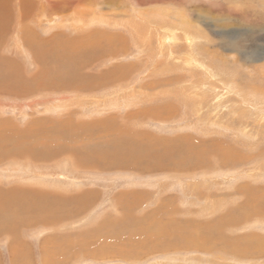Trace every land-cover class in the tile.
<instances>
[{"label":"rangeland","instance_id":"obj_1","mask_svg":"<svg viewBox=\"0 0 264 264\" xmlns=\"http://www.w3.org/2000/svg\"><path fill=\"white\" fill-rule=\"evenodd\" d=\"M31 1L46 9L44 0ZM91 1L98 15L109 16V31L117 37L104 55L86 54L88 65L83 64L73 78L80 83V73L100 80L104 73L106 83H95L91 89L83 88L82 80L81 86L62 85L60 79L67 83L68 77L61 76L58 81L55 73L50 75L40 64L43 71L33 68L38 71L37 85L29 88L28 80L22 79L33 67L31 55L7 54L8 51L4 56L0 54V86L8 82L6 92L0 93V151L13 150L9 155H0L1 159L6 157V161H0V180L9 174L26 178L30 175L33 184H38L35 179L41 177L48 187L58 182L63 185L60 190V185L47 190L55 191L45 198L53 205L42 203L34 187H28V192L23 184L16 189L18 197L28 195L35 204H21L8 190L10 186L0 190V234L11 226L19 236L0 235V264H264V252L255 257L250 246L248 252L233 248L239 243L247 244L241 241V234L264 235V205H259L261 212L253 208L256 202H262L258 198L264 188V0H115L116 6H109V10L100 8L103 0H80L74 8L66 6L64 10H69H63L62 27L36 22L38 10L34 9L30 25L38 28V35L44 39L43 33L56 34L57 40L65 35L72 39L71 17L87 10ZM19 7L20 0H16L9 8L14 18ZM9 29L0 38V48L5 51L20 39L18 25L11 24ZM167 30L174 31L176 41L169 39ZM161 34L163 46L159 44ZM187 36L192 41L189 46ZM50 41L51 38L44 44ZM54 52L44 54L50 68L59 61L70 70L82 57ZM34 60L38 62L36 54ZM2 61L19 71L5 69ZM51 80L62 90H42L53 84ZM191 92L193 100L189 99ZM154 110L162 114L152 120ZM96 117L100 125L93 123ZM25 124V128L29 125L27 128L33 130L26 131ZM39 128L42 130H35ZM19 132L24 138L18 139ZM175 137H188L192 144L177 143ZM18 144L30 148H19ZM215 144L216 148L222 147L227 162L219 161V149L218 161L210 157L214 156ZM176 145L183 149L186 145L194 153L207 150L203 145H208L210 151L203 153L199 165L191 157L187 161L190 166H178L174 164L175 157L168 161L166 156L157 163L156 153ZM29 149L37 150L36 156H20L22 150ZM231 151L237 152L236 160ZM12 160L22 162L17 174L8 168ZM83 191H88L89 198L85 202L78 200V204L76 196ZM242 213L245 217L239 216ZM124 217V250L137 248L135 253L127 251L125 257L109 253L101 259L69 255L57 262L49 261L51 251L60 255V250L84 241L103 243L102 239L96 242V238L83 234L96 229L102 235L105 230L99 226L105 220L111 223L113 219V227H117ZM154 221L151 234L133 237L132 227L147 230L146 225ZM185 222L193 231H201L204 226L215 231L219 223L217 233L224 236V241L215 235L212 250L184 248L188 233L181 231L180 224ZM163 227L167 231L174 227L175 236L183 235L186 241L176 238L179 248L167 243L162 246L173 239V235L156 232ZM8 236L18 242L14 244L19 245V253L9 248L13 239ZM245 253L254 259L244 258Z\"/></svg>","mask_w":264,"mask_h":264},{"label":"bare ground","instance_id":"obj_2","mask_svg":"<svg viewBox=\"0 0 264 264\" xmlns=\"http://www.w3.org/2000/svg\"><path fill=\"white\" fill-rule=\"evenodd\" d=\"M12 0H0V38L3 36V34H5L8 30L11 31V29H9L10 25L11 24H16V26L18 25V28L19 31H20V36L19 38L20 39H16L14 42H12L10 44V46H8V48L6 47V51L3 50V47L0 48V54L4 56V52H7V54H36V58L38 60L37 63L33 62L34 67H38V69L42 66H44L47 71L50 72V75L55 73V79H57L59 81L60 77L61 76H66L68 77L67 78V83L62 81V79H60V83L62 85H75V84H79L81 83V80H82V83L84 84V87L85 88L86 86H88L90 89L92 88V86H96V84H100L101 82H105L107 80V76L105 78H103L104 76V73H101L103 74L101 77H100V80H98L99 78H96V77H92L89 75L88 78H86V75L84 74H80L77 76L80 78V83L77 82V80H75V78H73V75L75 74H78L77 70L80 69L82 67V65H88L87 63V60H85L84 58L87 57L86 54H103L104 55V52H109L107 50L110 49V43L112 40H114L115 37H117V34L115 35H112L113 33L110 32L109 28H110V23H109V16L107 14H104V13H100L99 15L97 14V9L96 7L94 6V4L92 3V1L90 2V4L87 6V10H82V12H78L76 16L73 15V22H71V25L73 26L71 28V34L74 35V37L72 39H70V36L68 35H65L63 36L60 40H57L56 39V34L55 36H52V33H43L46 38L44 39L43 37H40V35H38V32H37V29L34 28L32 25H30L31 23V19L33 18V15H34V12H33V9L34 10H38V13L36 14V22H42V23H47V24H50L51 26H56V24H58V27L62 25H60L62 23V16L65 14L63 12V10L66 8V6H72V8H74L77 4H79L80 0H44L45 3H46V9L40 4V3H35V2H32L31 0H20V7H19V13L15 14L16 18H14V15H13V12L10 11V9L13 8V5L15 3V1H12ZM75 1V2H74ZM115 0H103V6L101 4L102 7H100L101 9H108L109 6L113 5L114 3L116 4V2H114ZM63 2V4H61ZM83 2V1H82ZM114 4V5H115ZM118 6L120 7L121 5V2H118L117 3ZM116 6V5H115ZM124 6V5H123ZM10 8V9H9ZM113 8V6H112ZM69 9H66L64 11H67ZM109 10V9H108ZM103 12H106V11H103ZM108 12V11H107ZM76 12L72 13V14H75ZM58 21V23H57ZM76 22V23H75ZM65 24V23H64ZM122 24V23H120ZM154 24V23H153ZM60 28V27H59ZM65 28V27H64ZM13 29V28H12ZM62 29V28H61ZM115 29V28H114ZM18 30V29H17ZM59 31V30H58ZM62 32V30H60ZM59 31V32H60ZM79 31V32H78ZM57 32V31H56ZM65 32V31H64ZM70 32V31H69ZM14 33V32H13ZM167 33H168V37L170 40L173 41H176V38L177 37L174 33L173 30H167ZM13 35V34H12ZM58 35V34H57ZM39 36V37H38ZM160 37V40H159V44L161 46H163L162 42L164 39H162V34L159 35ZM167 36V35H166ZM165 37V36H164ZM188 37V36H187ZM50 38L52 39V41H50V44H44V42L50 40ZM1 40V39H0ZM6 40V39H5ZM77 40V41H75ZM7 41V40H6ZM165 41V40H164ZM185 42H187V46H189L191 44V39L186 38L185 39ZM171 43V41L169 42ZM4 44V43H3ZM2 46V45H1ZM4 46V45H3ZM186 47V46H185ZM159 49V48H158ZM3 50V52H2ZM54 50H56V52H59V51H62L64 52V54H82V57L78 59V61H76L73 65V67L70 68V70L67 68V65L65 63H62V62H59L57 61L56 62V65L54 67H49V65H47L49 63V58H47L46 56H43L41 54H54ZM61 53V52H60ZM63 54V53H61ZM17 56V55H16ZM50 56V55H49ZM18 57V56H17ZM0 58L2 59V57L0 56ZM15 58V57H14ZM113 59V58H112ZM5 60V58H4ZM31 60V59H30ZM36 60V61H37ZM94 60V59H93ZM189 60V58H188ZM188 60H186L187 64L190 63V61L188 62ZM35 61V60H34ZM7 61L3 62L2 61V64L6 67L5 69L7 70H13L11 72H15V70H17L18 67H14L12 66L9 62L8 64L6 63ZM17 62V61H16ZM195 62V61H194ZM197 62V61H196ZM12 63V62H11ZM42 66H41V65ZM192 64V63H191ZM194 65V64H193ZM13 67V68H12ZM87 67V66H85ZM84 67H82L83 69ZM75 69V71H74ZM65 70V71H64ZM33 71V70H32ZM39 71H43L41 68L39 69ZM5 72V71H4ZM46 72V71H45ZM48 72V74H49ZM58 72V73H57ZM26 73V71H25ZM41 73V72H40ZM60 73V74H59ZM9 74V73H8ZM38 75V71H35L33 74L31 75H28V76H25L26 79H22V80H31V83H32V80L33 78H35L36 76ZM45 75V74H44ZM47 75V74H46ZM0 77L2 78V74L0 75ZM8 77V76H7ZM6 77V79H7ZM49 77V75H48ZM4 79V78H3ZM14 79V77H13ZM17 79H19L17 77ZM39 79V78H38ZM41 79V78H40ZM5 80V79H4ZM21 80V79H19ZM110 80H112L110 78ZM6 81V80H5ZM9 81V79H8ZM11 81V80H10ZM53 81V80H51ZM16 82V81H15ZM37 82V81H36ZM2 83V82H1ZM4 83V82H3ZM22 83V82H21ZM30 83V84H31ZM43 83V81H42ZM50 83V82H49ZM54 83H56V81L54 82L53 81V84L52 85H48V86H51V90H61V88L59 89V85H54ZM96 83V84H95ZM106 83V82H105ZM8 84V82H6L5 84H2V86H0V93L1 91H5L4 89L6 88L5 86ZM20 84V83H18ZM26 84V83H25ZM17 85V84H16ZM42 85V84H41ZM31 86V85H30ZM35 86V84H34ZM39 86V85H38ZM44 86V85H43ZM100 86V85H99ZM11 87V86H10ZM17 87V86H15ZM21 87V86H20ZM27 87V85H26ZM193 87V86H192ZM14 88V86L12 87ZM18 88V87H17ZM30 88V87H29ZM45 88V86H44ZM55 88V89H54ZM49 89V88H47ZM76 89V88H75ZM79 89V88H77ZM81 89V88H80ZM27 90V89H26ZM30 90V89H29ZM87 90V88H86ZM94 90V89H93ZM186 90V89H185ZM14 91V94L15 91ZM22 91V90H21ZM78 91V90H76ZM82 91V90H81ZM6 92V91H5ZM21 93V92H20ZM19 93V94H20ZM192 93L189 95V99L191 98L192 99ZM231 93V92H230ZM12 94V93H11ZM12 94V95H14ZM205 94V93H204ZM111 95V94H110ZM114 95V94H113ZM195 95V94H194ZM198 95V94H197ZM257 95V94H256ZM112 96V95H111ZM215 96V94H214ZM194 97V96H193ZM200 97V96H199ZM112 98V97H111ZM110 98V99H111ZM190 99V100H191ZM194 99V98H193ZM192 99V100H193ZM218 101V99H216ZM221 100V99H220ZM215 101V100H214ZM216 101V102H217ZM120 102V101H119ZM121 105V104H120ZM113 107H116L115 104H113ZM113 107H110V108H113ZM164 111L165 109L162 108ZM149 112L151 113V110L149 109ZM155 114L152 115L150 114V117L152 120L155 119V117H159L161 114H162V111H161V114H158L155 110H154ZM166 112V111H165ZM111 113V112H110ZM168 113V112H167ZM259 113V112H258ZM113 114V113H112ZM164 114V113H163ZM91 115V114H90ZM155 116V117H154ZM117 118V117H116ZM97 121L93 122L94 124H98L100 125L101 124V120H99L97 117L95 118ZM150 119V118H149ZM94 120V119H93ZM124 120V119H123ZM104 121V120H103ZM105 122V121H104ZM114 122V121H113ZM80 123V122H79ZM77 123V124H79ZM105 124V123H104ZM107 124V123H106ZM113 124V123H112ZM109 125V124H108ZM110 126V125H109ZM12 127V125H11ZM28 127V126H27ZM25 128L26 131H29V130H33V129H29V128ZM108 127V126H107ZM101 128V126H100ZM106 128V127H105ZM115 128V127H114ZM118 129V128H117ZM35 130H42V129H35ZM120 130V129H119ZM10 131V129H9ZM107 131V130H106ZM246 134V133H245ZM19 137V136H17ZM24 138V137H23ZM20 139V138H18ZM176 141L175 142H183L185 141L186 143L188 142L189 144H192L191 142V139L190 138H179V137H175L174 138ZM173 139V140H174ZM23 140V139H21ZM256 140V139H255ZM30 142V141H29ZM28 142V143H29ZM186 148H182V147H178V145H176L174 148H169L167 150H163L159 153H156L158 156V161L157 163H162L161 160H163V158L166 156V158H168L167 160L168 161H172V157H175V161H174V164L180 166V164H188L187 161L190 160V157L193 158V159H196L197 161V164L199 165V160L203 161V158H204V155L203 153L205 152H208L210 151V148L208 147V145H203V146H206L207 150H203L202 152H197V153H194L195 151L192 150V148H187L186 145H184ZM199 146V145H198ZM217 147V144H215L213 146V149L215 151L214 153V156H210V157H215L213 158V160H216L217 157H218V150L221 151L222 153L223 150H222V147ZM5 147V146H4ZM9 147V146H8ZM18 147L19 148H30L29 146H26V145H22V147L18 144ZM212 147V146H211ZM34 149V148H33ZM1 150V148H0ZM7 151H9L7 149ZM7 151L5 150H2L0 151V155L3 154V155H9L10 153H7ZM224 151H227V150H224ZM36 152L37 150H32L29 149V150H22L21 151V154L20 156H26V155H29V156H36ZM143 152V151H142ZM145 152V150H144ZM147 152V151H146ZM229 152V151H228ZM192 153H194L196 155V158H194L192 156ZM220 153L219 154V158L218 159H221L219 161L222 162H227L226 159L227 157L226 156V153H224V155ZM231 153L233 155H231L232 157H235L234 160H236V158H238V156H236L237 152H234V151H231ZM134 154V153H133ZM133 154H129V156H133ZM116 157V155H112V157ZM41 157H44V156H41ZM141 157V156H139ZM145 157V156H144ZM224 157V158H223ZM28 159L30 157H23V159ZM47 158V157H45ZM132 159V157H130ZM162 158V159H161ZM165 158V159H166ZM13 159V158H12ZM145 159V158H144ZM217 159V161H218ZM231 160V161H234V160ZM241 159V158H240ZM31 160V158H30ZM107 160V159H106ZM133 160H136V158H134ZM33 161V160H32ZM138 161V160H137ZM140 161V160H139ZM106 163V162H105ZM121 163V162H120ZM125 163V162H124ZM210 163H215L214 161L212 162L211 159H210ZM209 164H206V165H210ZM217 163H220V162H217ZM216 164V163H215ZM189 165V164H188ZM169 166V165H168ZM182 166V165H181ZM190 166V165H189ZM188 167V166H187ZM179 168V167H178ZM176 170H181L180 169H176ZM175 171V170H174ZM35 181H39V182H43L44 180L41 178V177H37L35 179ZM11 185V184H10ZM8 186V185H7ZM12 186V185H11ZM29 188L31 186H28ZM10 188V187H9ZM12 188V187H11ZM26 189V188H25ZM253 190V189H252ZM250 191V190H249ZM12 193H14V196L18 194V191L16 190V188H12ZM88 191L86 192H81L78 194V196L80 197L81 200H85L87 197H88ZM24 193V192H23ZM81 194V196H80ZM260 194V193H259ZM17 197V196H15ZM77 197V196H76ZM78 197V198H79ZM89 198V197H88ZM10 199V198H9ZM24 199V198H23ZM22 199V200H23ZM80 199H77V203H81ZM2 200V199H1ZM27 200V199H26ZM28 203H34L35 199H31L30 197H28ZM42 200V203H46L48 205H53V201L51 202H47L45 201V198H41ZM80 200V201H78ZM253 200V199H252ZM258 200L262 201V202H256L255 203V206L253 207L254 208V211H257L260 212L262 211V208L259 206H263L264 205V188H263V191L260 195V197L258 198ZM3 201V200H2ZM8 201V200H7ZM6 202V201H5ZM4 202V203H5ZM40 202V201H39ZM2 203V202H1ZM10 203V202H9ZM17 203V202H15ZM14 203V204H15ZM20 203L21 204H24V202L22 203L21 200H20ZM26 203V202H25ZM41 203V202H40ZM19 204V203H18ZM17 204V205H18ZM35 204V203H34ZM12 205V204H11ZM41 206V205H40ZM248 207H250L249 205H247ZM10 207V206H9ZM19 207V206H18ZM22 207V206H21ZM20 207V208H21ZM37 207V206H36ZM39 207V206H38ZM53 207V206H52ZM58 207H60L58 205ZM256 207H257V210H256ZM264 207V206H263ZM12 208H14L12 206ZM53 209V208H52ZM17 210V209H16ZM54 210V209H53ZM57 211V210H56ZM59 211V210H58ZM19 212V211H18ZM5 213V212H4ZM43 213V211H42ZM45 213V212H44ZM39 214V212H38ZM245 213H242V215H239L240 217H245L244 216ZM257 214V213H256ZM263 214V213H262ZM8 215V214H7ZM35 215V214H34ZM49 215V214H48ZM55 215V214H54ZM17 216V215H16ZM28 216V215H27ZM128 216V215H127ZM29 217V216H28ZM18 218V217H17ZM131 218V217H130ZM26 219V218H25ZM28 219V218H27ZM106 219V218H105ZM110 219L108 220H105L104 221V225L102 226H99V227H103V229L105 230V232L100 235V233L98 232V230L94 229L92 231H89L88 233H85L83 234L84 237H91V238H96L98 242L100 239H102V242L103 243H98L96 244L95 242L94 243H91V244H86V242H82V243H79L78 245L76 246H73V247H67V249L69 250H60L62 252V254L58 255L56 252H49L48 253V256H49V261L52 260L51 262H57V260H63V259H66V257H69L72 256V257H77V256H84V257H87V255L89 257H93V258H97V259H101L103 258V256L109 254V253H113L111 254L113 257H125V252L128 251L127 250H124L125 249V236H124V230H123V225H124V221H125V217L122 219V220H119V225L120 226H117V227H113L116 226L115 224V221H109ZM221 220V219H220ZM223 220V219H222ZM238 221V220H237ZM131 222V221H130ZM171 222V221H170ZM178 222V221H177ZM139 223L141 224V222L139 221ZM160 223V222H159ZM132 224H134L132 222ZM137 224H138V221H137ZM156 224L155 221L153 223H149V225L151 226H147L145 227V229L147 230H142L141 231V228L139 226V228H136V227H132L131 228V231L133 233V237H144L145 234L147 236V234H151L150 232V228L152 227L153 228V225ZM236 224V223H235ZM188 223L185 222V224L182 225V223L180 224V229L181 231H185L188 233V236H187V241L185 239V237L183 235H176L175 236V231H172V229L174 227H171V230L169 228V230L167 231V229H164V227L161 229V230H158L156 232H158L159 234H167L166 236H170V235H173V239L168 241V242H164L162 244V246H166L164 245L165 243L169 244V245H175L176 247H178L177 245V241H176V238H182L186 241L185 242V247L184 248H187V247H194L195 249H203V250H212V243H211V240L212 238L216 235L218 238H222V240L224 239L221 235V233H217L219 232V223H217V226L218 228L215 230V231H210V230H206L205 229V226L200 229L201 231H193L190 227L187 226ZM222 225V224H221ZM233 225V224H232ZM155 226V225H154ZM158 226V225H157ZM166 226V225H165ZM174 226V225H173ZM179 226V225H178ZM235 226V225H234ZM16 228V227H15ZM167 228V227H166ZM109 229V230H107ZM231 229V228H230ZM88 230V229H87ZM154 230V229H153ZM125 231H127V229L125 228ZM112 233V234H110ZM131 233V232H130ZM1 234H7V235H13L15 233L14 229L11 228V226H8V228L4 229L3 233L1 232ZM0 234V235H1ZM134 234H137V235H134ZM159 234H157V236H159ZM169 234V235H168ZM180 234V233H179ZM243 235L241 237V241H246L247 244H243L242 243L240 244H234L235 247H233L234 249H239L241 252H245V250L248 252V248L250 246L251 249L254 250V256H258V254H261L264 252V235H259V234H249V235H246L244 236V234H241ZM6 236V235H5ZM17 236V235H16ZM222 236V237H221ZM7 237V236H6ZM10 239H13L10 243V246L9 248L13 251H17L19 250V245L18 244H14V243H18L14 240L13 237H10L8 236ZM19 237V236H17ZM225 239H228L225 238ZM232 239V238H231ZM238 239V238H237ZM86 240V239H85ZM123 240V241H122ZM229 241H231L230 239H228ZM226 240V241H228ZM233 240V239H232ZM44 241L46 242H50V239H45ZM83 241V240H82ZM224 241V240H223ZM235 241H236V238H235ZM238 241V240H237ZM45 242V243H46ZM188 242V243H187ZM51 243V242H50ZM183 243V242H181ZM225 243V242H224ZM236 243V242H235ZM47 244V243H46ZM230 244V243H229ZM228 244V245H229ZM232 244V243H231ZM251 244V245H249ZM183 245V246H184ZM187 245V246H186ZM196 245V246H195ZM182 247V246H181ZM242 247H244L242 249ZM179 248V247H178ZM249 248V249H250ZM137 249V248H136ZM135 250H130L128 251L129 253H135ZM228 249V248H227ZM250 251V250H249ZM19 253V252H18ZM17 253V254H18ZM15 254V253H14ZM240 254V253H238ZM247 256L249 255V253H245ZM62 255V258H60V256ZM247 256H244V258L246 259H254V256L252 255H249V257ZM240 257V256H239ZM52 258V259H51ZM243 258V259H244ZM56 259V260H55ZM241 259V258H240ZM258 259V258H257ZM26 264H28L27 262H25ZM24 263V264H25ZM17 264V263H16Z\"/></svg>","mask_w":264,"mask_h":264},{"label":"crops","instance_id":"obj_3","mask_svg":"<svg viewBox=\"0 0 264 264\" xmlns=\"http://www.w3.org/2000/svg\"><path fill=\"white\" fill-rule=\"evenodd\" d=\"M70 39H71V37H70ZM75 41H77V40H75ZM29 55H31L30 56V58H29V60H30V64L31 63H33V62H35V61H33L34 60V54H29ZM43 56H44V54H43ZM46 56V55H45ZM1 59V58H0ZM37 59V58H36ZM35 63H37V62H35ZM32 65V64H31ZM34 65V64H33ZM0 67H1V62H0ZM34 66L33 67H31V71L33 70V72H29V75H31V74H33L35 71H34ZM36 68V70L38 69V67H35ZM41 68V67H40ZM17 71H19V69L17 68ZM26 75H28V73H25ZM38 76H36L35 78H37ZM35 78H33V80H32V83H31V80H28V84H27V87H30V85L31 86H33L34 84L35 85H37V82H36V80H35ZM31 83V84H30ZM61 84V83H60ZM50 85H52V84H50ZM54 85H55V83H54ZM57 85H59V84H57ZM47 87H45L46 89L47 88H50L51 86H48V85H46ZM65 87V86H64ZM61 87H60V85H59V89H60ZM42 90H44V87L42 88ZM61 90H62V88H61ZM31 123V122H30ZM29 123V124H30ZM25 126H26V124L24 125V129H25ZM29 126V125H28ZM24 129H21V133H23V132H25V130ZM17 130H19V128H17ZM2 132V131H1ZM17 133V132H16ZM21 133L19 132L18 134H17V136H20L21 135ZM26 133V132H25ZM24 135H22V136H20V137H23ZM10 137V136H9ZM20 137H18V138H20ZM0 138H2V134H0ZM18 140V139H17ZM13 143H14V141H12ZM13 149V148H12ZM13 152V150H9L8 151V153H12ZM3 159V158H2ZM2 159L0 158V161H2ZM6 159V157L3 159V160H5ZM6 161V160H5ZM46 162H49V161H46ZM10 163V162H9ZM16 163V164H15ZM22 162H18V161H15V160H12L11 161V163H10V166L8 165V168H12L11 169V171L12 170H14V171H16L15 173L17 174V172H19V170H17V168H19V166H20V164H21ZM14 173V174H15ZM16 175H10L9 174V176H3V178H2V180H0V190H2L3 189V187L5 188V186H10V188L8 189L9 191H12V188H16V186L17 185H22L23 184V186H25V187H23L24 188V190L25 191H31V190H29V188H28V186H31V187H34V188H36V190H37V192H38V195H40L41 196V198L43 197V198H46L48 195H49V193L50 194H53V193H55V191H51V192H48L47 190H49L50 188H53V187H56V186H58V185H60V184H62V183H52V185L50 186V187H48V183H46L45 181H43V182H38V184H33V179L31 178V176L30 175H26L28 178H26L25 176H22V175H18L19 177H15ZM34 176H36L35 174H34ZM33 176V177H34ZM15 178V179H13L12 180V178ZM22 178H24V179H29V181H25V182H23V180H22ZM30 179H32V180H30ZM12 180V181H11ZM8 182V183H7ZM27 183H32V184H27ZM12 186H11V185ZM36 186V187H35ZM62 186L63 185H60V186H58L57 187V189H61L62 188ZM12 187V188H11ZM26 188V189H25ZM17 190V189H16ZM11 194H12V196H14V193H12L11 192ZM79 194V193H78ZM78 194H77V197H79L78 196ZM18 195H19V193H18ZM18 195H15V196H17V198L19 199V200H22L23 198V202H28L29 200H28V195H22V196H19L18 197ZM29 196H32V195H29ZM80 196H81V194H80ZM27 199V200H26ZM78 199H80V197L78 198ZM18 200V201H19ZM81 200V199H80ZM45 201H47V202H51V200H49V199H45ZM57 201H59V200H57ZM62 202L64 201V200H61ZM82 202H85V200H81ZM77 202V201H76Z\"/></svg>","mask_w":264,"mask_h":264}]
</instances>
